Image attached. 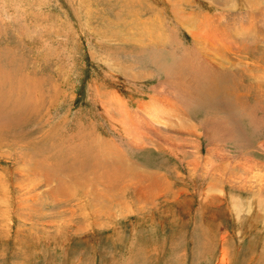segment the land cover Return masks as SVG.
Returning a JSON list of instances; mask_svg holds the SVG:
<instances>
[{"label":"rangeland","instance_id":"374dc122","mask_svg":"<svg viewBox=\"0 0 264 264\" xmlns=\"http://www.w3.org/2000/svg\"><path fill=\"white\" fill-rule=\"evenodd\" d=\"M232 1L0 0V264H264V225L257 220L255 231L243 233L239 222L245 218L236 221L228 188L216 204L202 203L197 189H205L209 179L203 175L201 182L189 183L183 168L194 163L193 145L185 141L192 136L180 131L189 124L197 128L209 117L230 116L234 147L222 146L217 162L232 160L234 166L252 153L242 170L252 162L264 164V126L257 128L251 119L264 118V86L256 97L251 78L264 60V44L254 42L258 58L249 67L243 63L251 62L250 46L239 51L232 46L219 61L232 71V90L248 95L245 102L222 97L225 102L192 100V106L188 99L176 101L166 121L150 124L153 131H146L158 148L138 146L129 124L119 123L130 116L131 126L148 128L140 121L146 123L149 111L139 106L151 107V100L155 104L148 94L164 78L156 62L185 65L182 83L189 89V66L196 58L184 54L190 38L177 23L176 10L195 16L220 12L222 24L258 10L237 2L234 8ZM158 15L165 19L169 40H138L143 30L152 38ZM153 19L151 30L147 24ZM134 25L137 37L130 36L131 27L137 32ZM245 26L250 28L241 24ZM259 30L252 33L253 40L261 38ZM198 54L204 56L202 50ZM218 59L206 62L215 66ZM111 92H117L120 105L106 104L116 100H106ZM161 100L168 104L164 94ZM200 134L193 142L204 156V129ZM162 175L172 194L133 203L132 197H141L137 185Z\"/></svg>","mask_w":264,"mask_h":264},{"label":"bare ground","instance_id":"6f19581e","mask_svg":"<svg viewBox=\"0 0 264 264\" xmlns=\"http://www.w3.org/2000/svg\"><path fill=\"white\" fill-rule=\"evenodd\" d=\"M248 1L235 0V2H237L239 5H244L250 11L253 9H255V10L258 9L256 11V13H252L254 15L251 16V14H246L248 12H246V13L243 12L241 14L239 13L238 16L235 18H232V20L230 18H227L228 21L226 20L227 22L223 23V24L220 23V21L222 19V18H220V16L222 14L219 15L220 12H219V14L217 13L216 15H213V14L211 15L209 13H203V14H200L198 16H195L193 14V11L185 12L184 10H176L175 14H176L177 23L184 28L183 30H185L187 32V34L190 38V46L188 48H185L186 52L184 54L187 55V53H189L191 56L196 58L194 65L189 66V74H190L191 80L188 79V84H189V89H190L191 95L189 94L188 87L183 85V83H182L183 80L187 79L186 78V70H185V67H183L185 65L182 66V64H181V66H179L178 64H174V65L170 64V66H169V64L166 65V63L155 61L156 66L159 69V74H164L163 81L162 82L159 81L158 84L156 86H154L153 89H151V91L149 90L150 94H148V95H149L150 100L153 98H156V100H154L155 104L151 100V102H152L151 107H148L145 105L139 106L143 111H149V113L147 115L148 119L146 120V123H144L145 120L140 121L141 124H143V126L148 127V128L140 131L139 129L135 128L134 125L131 126L132 123H129V122L131 121L132 118L130 116H127V121L123 120V121L119 122V123L122 122L120 124V126H125V124H129L128 126H126V128H129L133 131L132 132V134L134 136L133 139H135V142H137L138 146L142 145V147H143V145H145V144L150 146V147L155 146V144L153 142H151L152 138L149 137V135H148V133H146V131L147 132L153 131V129L151 127L152 125H150V124H156V126H157L161 121H166L165 115L166 114H172L173 110L171 107L176 106L177 105L176 101H178V100H179L178 104H181L183 100L188 99V100H190L188 102L193 106V104L191 103L192 100H199L200 104H205V103H207L208 100L215 103L216 101H218L217 99H219V101L222 100L223 102H225L224 101L225 99L223 100V98H225V97L231 98L232 103L234 101V100L232 101V98L235 100L236 99L237 100L243 99L244 102H245V98L248 99V97H247L248 95H245L246 93L243 95H240L241 93L239 94L238 93L239 91L237 92L236 90L235 91L232 90L233 89L232 83H230V81L232 79L231 78L232 71L227 69V68H223L221 66V64H219V61L222 60L221 57L224 54V52L230 51L232 46L233 47L235 46L238 51L247 49V47H249V46L252 47V48H249L247 50L248 52L251 51V53H252L251 62L248 65L245 62L243 63L244 65L246 64L245 65L246 67L251 66L252 63L254 64L258 58L256 56L258 54H256V53L259 51L255 52L257 49L255 48L256 45H254V42L262 44V45L264 44V0H250V3H247ZM208 2H212V4H214V5L215 4L220 5L219 0H212V1L208 0ZM235 2L232 1L233 6L234 5L237 6V4ZM237 7L234 6V8H237ZM223 15H224V13H223ZM154 19L157 20V23L159 26L156 28L155 32H153L151 34L152 38H149V35H148V33H145L146 32L145 30L141 31V33L143 32L142 36L144 35L143 37H138V40H140L141 42H143V40L150 39V41H149V43H150L151 41H154L156 38H157L158 43L162 42V41L167 42L169 40L170 35H168L169 34L168 26L167 25L165 26L163 24L165 19H163L162 16H160V15L154 17ZM154 19H153L151 24H149V23L147 24V26L149 28H151V30L155 29L154 28ZM223 19H224V17H223ZM242 23L249 24L250 28H248L246 26L241 27ZM134 26H136L137 32L132 31L134 29V27H131L130 36L137 37V35L139 36V34H140V33H138L139 27L137 25H134ZM175 26L177 27L176 24H175ZM242 26H244V25H242ZM160 30H162V31L160 32ZM257 30H259V31L262 30L263 34H262L261 38H259L257 40H253L252 39V35H253L252 33L257 32ZM144 37H146V38H144ZM141 38H143V39L141 40ZM236 42H237V44H236ZM144 46H146V45H144ZM200 50H202V53H204V56L201 58L198 54V51H200ZM234 50H235V48H234ZM231 51H233V50H231ZM261 54H263V53L261 52ZM233 55H235V54H233ZM219 57H220V59H218ZM151 59H153L152 55H151ZM217 59H218V61L216 62L215 66L208 65V63L206 62V61H216ZM263 62H264V60L261 63H259L260 66H259V64L256 65L257 69L252 70L253 74L251 75L252 76L251 78H254L253 82L256 86V88L254 87L256 97H259V95H260V92L257 91V89L261 86H264V63ZM229 74H230L231 79L228 77ZM229 79H230V81H229ZM174 83H176L178 85L177 87H179V90L174 89L175 88ZM163 84L165 86H167L166 89H162ZM254 88H252V89H254ZM175 90H176V92H175ZM111 93H112L111 95L108 94L109 97L106 100L108 101L109 99H113V98L116 100H112L109 103L106 102V104L109 106L120 105V100H117V97H118L117 92H111ZM234 93H235V95H234ZM163 94L168 99V104L161 100V96ZM225 95H227V96H225ZM98 97H100V96H98ZM236 97H238V98H236ZM118 99H120V98H118ZM258 100H259V98H258ZM259 102L261 103L260 100H259ZM262 103H263V101H262ZM103 104H104V102H103ZM234 104H236V103H234ZM239 105H240V103H239ZM211 108L212 109H218V106L214 105ZM223 108H224V110L226 109L224 106H223ZM185 110L187 111L188 108H185ZM119 111H120V109H119ZM257 111H259V109H257ZM177 112L180 113L179 110ZM228 112H226V113H228ZM226 113H223V114H226ZM167 117H169V116H167ZM178 117H180V116L178 115ZM261 117L251 118L252 122L256 125V127L257 126L258 127L264 126V118H261ZM208 119L209 120L204 119L201 122L202 125L198 126L199 128L198 127L196 128V126H194L193 124L192 125L189 124V126L185 125L182 128L180 127V131L182 129V131L185 134L192 136V138L189 137V139H188L187 138L188 136H186L184 133H182V135L186 136L185 138H187V139H185V141H187V143L193 145V147H190V148H192L190 150V154H191V157H194V163L189 164L190 162H187L186 168H183L186 170V177H187L189 183H194L195 180H198L197 182H201L203 175H204L203 176L204 179H206V178L209 179L208 183L206 184L207 187L205 189L204 188L201 189L200 188L201 186L199 187V189H197V194L199 195V198H201L202 203H204V205L207 207L209 206V204H210V206H212V205L216 204L219 199H222L223 196H225V189L226 188H228L229 191H232V195H229L228 197H229L230 204H231L230 207H231L232 211L235 212L234 217H235L237 222L239 220H242L245 218L244 222H239L243 226V227H241V229L243 230L244 234L251 233V231L252 232L255 231L254 229H256L258 227L257 220L259 222H261L260 227H262V224L264 225V164L252 162V163H250V165H248L246 170H242L240 167L243 164L245 165V163L247 161H249L250 159L253 160L254 157L251 156L252 153L247 155V156H249L250 159L242 155L246 159L241 160L238 158L237 161L235 162L234 166L232 165V160L226 159L227 156L225 158L227 160V162L226 161L217 162L218 160L221 159L220 156L221 157L223 156V151H224L223 147L229 143H231V146H233L232 140L235 141V139H233V138H235V137H233L234 136L233 135L234 134V130H233L234 127L232 126V118L230 116H227V115H223V117H220L218 115V116H215L214 118H211V119L209 117ZM135 120H137V119H135ZM230 120H231V125H230ZM178 121H179V118H178ZM254 124H252V125H254ZM249 125H250V123H249ZM202 129H204V136L203 135L202 136L205 139V141H207L206 143L208 145L206 155L203 154L204 156H202L200 153L201 146L198 143L193 142V140L195 138L196 139L200 138V136H201L200 131ZM179 133H176V134H179ZM129 135H131V134H129ZM180 139H181V137H178V138L174 137L173 138V140H175L176 142H181ZM240 141L238 140V142H240ZM222 142H223V144L221 145ZM162 143H157V144H162ZM219 144L221 146H219ZM237 144H239V143H237ZM148 146H146V147H148ZM135 147H136V145H135ZM220 147H222V148H220ZM136 148L138 149L139 147H136ZM156 148H158V147H156ZM243 149H245V148H243ZM170 150H172V149H170ZM179 150H181V149H179ZM245 152H247V151H245ZM187 153L188 152H186L184 154L186 155ZM175 157H176V155H175ZM228 161H230V163H228ZM203 162H204V166L202 165ZM233 163H234V161H233ZM120 164H122V163H120ZM239 169H241V170L238 171ZM112 171H114V170H112ZM181 173H182V169H181ZM141 174H143V178H145V179L149 178V176H148L149 174L148 175L144 174L143 171L141 172ZM112 175H111V177H112ZM156 175H157V173H156ZM151 177L153 178V176H151ZM152 178H150V180H148L146 183L141 182L140 186L137 185V188L135 187L136 190H138L137 192L135 189L134 190L130 189L133 192L135 191L137 195L141 196V197H139V196L138 197H132V198H135L137 200L136 201L134 199L133 203H136V202L139 203L141 200L146 202L144 199H146V198L147 199L148 198L153 199L154 196H158V195L160 196V194H162V195H165L168 193L172 194L173 188H170V187H172V186H170V184H167V183L165 184V182L170 183V181L165 180L164 175L159 176V177L156 176L155 179H152ZM27 186L28 185H26V187ZM106 186H108V181L106 183ZM109 187H110V185H109ZM29 188L35 189L33 186H30ZM26 190H28V189H26ZM29 193H30V190H29ZM177 194H181V193L179 192V193H176L173 195L176 196ZM107 195H109V194L106 192V196ZM244 196H247L246 200L242 199V197H244ZM108 197H111V196H108ZM149 201L150 200H148L147 202H149ZM102 205H104V204H102ZM26 209H25V211H26ZM242 213H243V215H241ZM23 223L24 222H22V224ZM261 233H262L261 242L263 245L262 248L264 250V226H263V230ZM219 261L224 262L225 261L224 257L222 256L219 259ZM223 264H228V263L224 262Z\"/></svg>","mask_w":264,"mask_h":264}]
</instances>
